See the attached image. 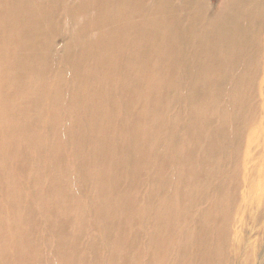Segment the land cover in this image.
<instances>
[{
  "label": "rangeland",
  "instance_id": "obj_1",
  "mask_svg": "<svg viewBox=\"0 0 264 264\" xmlns=\"http://www.w3.org/2000/svg\"><path fill=\"white\" fill-rule=\"evenodd\" d=\"M192 1L0 0V264H264V0L217 83Z\"/></svg>",
  "mask_w": 264,
  "mask_h": 264
},
{
  "label": "bare ground",
  "instance_id": "obj_2",
  "mask_svg": "<svg viewBox=\"0 0 264 264\" xmlns=\"http://www.w3.org/2000/svg\"><path fill=\"white\" fill-rule=\"evenodd\" d=\"M183 2L186 3V5H190V3H193L192 0H183ZM231 2H232V6H230L227 14L223 13V10L217 11L216 13H213L212 17L207 23L204 22L205 14L203 17V12L200 10L195 13H193V11L191 10H187L186 16L185 15L182 16V15H178L175 10V7L172 6V8H170V13L168 14L170 18H173L175 20H179L181 18L183 22H185V18L188 17H191V19H193V23L191 27L189 26L188 29L184 28L185 33L183 32L184 31L183 29L181 30V32H179L178 39H180V41L182 42L184 51H187L186 49L189 47H193L191 44L193 39H196V41H198V45H199L198 49L195 47H193V49L192 48L190 49L191 50L197 49L196 51H200L206 54L207 56H209V62L211 65L210 66L211 74L209 75V77L210 80L215 81L216 83L224 80L223 76L220 74V70L222 69L223 65L228 62L227 60L228 57L233 55L235 58H240L241 54L243 53V50L246 51L249 50V48H252L254 44L252 40H254L256 36H258L257 31L259 33V28L261 26L259 25V28L254 27L257 28L254 29L256 33L254 30L252 32L251 28L250 29L248 28L249 25L248 19L250 18L251 12H254V9L258 4L257 1L231 0ZM242 11L245 12L246 15L243 16ZM253 57L254 56L252 54L249 55L247 60L249 63L241 69L243 70V72L247 71L250 68V66L253 65ZM244 77L245 74H242L236 79L235 82L238 87L237 90L233 93L234 96L245 95L243 93V90L245 89ZM113 188L114 189L111 190H116L117 186H113ZM201 264H205V263H201Z\"/></svg>",
  "mask_w": 264,
  "mask_h": 264
}]
</instances>
